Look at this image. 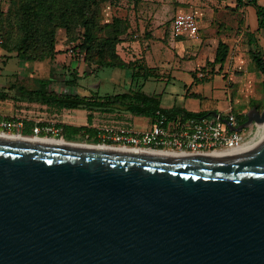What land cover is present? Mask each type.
<instances>
[{
  "label": "water",
  "instance_id": "1",
  "mask_svg": "<svg viewBox=\"0 0 264 264\" xmlns=\"http://www.w3.org/2000/svg\"><path fill=\"white\" fill-rule=\"evenodd\" d=\"M246 117L238 131L264 109ZM0 264H264V141L180 153L0 133Z\"/></svg>",
  "mask_w": 264,
  "mask_h": 264
},
{
  "label": "rangeland",
  "instance_id": "2",
  "mask_svg": "<svg viewBox=\"0 0 264 264\" xmlns=\"http://www.w3.org/2000/svg\"><path fill=\"white\" fill-rule=\"evenodd\" d=\"M259 4L264 5V0H259ZM6 7L7 0H0V10H5ZM181 9L193 13L197 11L202 20L210 13L213 14L214 19L211 22L215 32L212 36L213 38L216 35H220L221 38L223 36L222 39L226 41L224 43L229 47L222 74L217 73V67L210 70L206 66V62L213 58L217 49L214 43L205 45L201 43L198 46L199 40L187 39L181 44L194 47L184 53L178 48L173 50L166 44L165 39L173 15ZM97 15L100 23L111 22L115 17L126 24L127 31L119 37L121 42L116 46V53L126 63L138 60L153 70L155 78L139 84H143L142 89L145 93L158 96L159 105L164 110L185 108L194 112H215L225 115L232 111L236 114L244 112L247 115L252 109L258 112L264 109V92L260 87L262 77L251 71L250 59L245 50L247 39L241 35L257 27L256 13L251 5L241 9L236 7V0H110L99 4ZM79 32L80 29H77L74 35L77 36ZM259 41L264 49V39L261 38ZM147 42L150 46H145ZM77 43L78 40H69L64 30H58L56 50L59 54L56 60L50 63L45 61L24 63L0 50V92L15 73L32 81L49 76L54 80L52 89L62 94L76 91L79 96H89L91 92H97L103 96L127 91L131 86L129 72L110 68L98 71L93 66L82 65V56L76 53ZM173 52L178 56L176 54L173 56ZM240 56V59L236 58ZM73 71L79 77L77 86H64L63 80L71 78ZM204 78L208 80H203ZM3 90L8 93L5 88ZM191 93L199 94V98L189 97ZM8 94L13 95L10 92ZM40 108L35 104L14 103L9 99L0 100V115L22 118L25 116L27 117L25 120L30 119L28 123L31 124L34 121L76 125L84 122L83 110H61L58 114L54 109ZM55 114L57 116H54ZM150 125L149 118L133 116L127 112L120 115H102L101 119L99 117L95 121V128L103 126L142 131L148 129ZM31 128L22 129L20 133L30 137ZM257 130H260L259 127H256L252 134ZM61 140L85 145H96L100 142L87 136H78L72 141Z\"/></svg>",
  "mask_w": 264,
  "mask_h": 264
},
{
  "label": "trees",
  "instance_id": "3",
  "mask_svg": "<svg viewBox=\"0 0 264 264\" xmlns=\"http://www.w3.org/2000/svg\"><path fill=\"white\" fill-rule=\"evenodd\" d=\"M106 1L110 0H7L6 9L0 10V50L28 64L53 62L59 54L56 50V34L62 29L69 40H78L75 48L76 53L82 56V65L93 66L98 71L110 68L129 72L131 86L127 91L103 96L98 95L97 92H91L89 96L64 95L52 89L54 80L49 76L32 81L15 73L12 79L2 87L0 100L9 99L14 103L35 104L40 106V109L44 107L49 110L54 109L58 114L61 110H83L86 113L88 126H91L99 117L101 119L102 115H120L124 112L149 118L150 121H153L157 111L164 114L169 121L177 116L186 119L217 114L203 111L191 112L183 108L166 111L160 107L157 95L143 91V84L139 83L155 78L153 70L138 60L126 63L116 53V46L121 42L119 37L125 34L127 27L123 21L115 17L111 22L100 23L97 7ZM247 5H251L255 10L257 27L241 35L247 39L245 50L250 59L251 71L261 75L260 87L264 92V50L259 43L260 38L264 39V5L259 4V0L245 2L236 0L238 8ZM194 15L199 25V17H197L199 14L194 12ZM241 23L242 20L239 21V25ZM77 29H80V32L75 36ZM228 53V45L220 41L213 58L206 62V66L210 70L217 67V73L222 74ZM78 81V74L73 71L72 77L64 79L62 84L66 87H76ZM4 88L13 95L5 93ZM189 97L199 98V94L191 93ZM231 113L235 115L239 125L245 123L246 114H236L232 111ZM171 116L174 118H170ZM25 118L27 117L24 116L23 119ZM28 121L30 119L24 121L23 129L25 130L31 128L32 124ZM58 126L62 127L66 141H72L78 136L96 139L95 128L61 123H58Z\"/></svg>",
  "mask_w": 264,
  "mask_h": 264
},
{
  "label": "built area",
  "instance_id": "4",
  "mask_svg": "<svg viewBox=\"0 0 264 264\" xmlns=\"http://www.w3.org/2000/svg\"><path fill=\"white\" fill-rule=\"evenodd\" d=\"M242 2L248 0H240ZM198 35V22L193 12L176 13L172 20L169 33V46H173L180 37L191 39ZM151 125L146 130L126 128L96 127L100 142L96 146L123 149L152 150L180 153H204L226 149L243 142L250 134L238 131L240 126L231 112L207 117L186 118L176 117L169 121L157 111ZM24 128L22 117L0 115V132L22 135ZM30 137L64 139L62 127L53 121H34ZM258 138V133L251 134ZM57 137V138H56Z\"/></svg>",
  "mask_w": 264,
  "mask_h": 264
},
{
  "label": "crops",
  "instance_id": "5",
  "mask_svg": "<svg viewBox=\"0 0 264 264\" xmlns=\"http://www.w3.org/2000/svg\"><path fill=\"white\" fill-rule=\"evenodd\" d=\"M234 5V4H233ZM235 6V5H234ZM241 9H246V7H241ZM179 12H190V11H187V10H185V9H181L180 11H177L176 13H179ZM175 13V14H176ZM195 13L196 14H198V12L197 11H195ZM236 13H238V12H236ZM174 14V15H175ZM173 15V16H174ZM197 17H199V25H198V27H199V31H198V35H197V37L196 38H194V40L195 39H197V40H199L198 41V46H200V44L201 43H203V45H205V44H207V43H211V44H213L214 43V46H215V49L217 48V45H218V43L221 41V42H226L225 40H223L222 38H223V36H222V38L220 37V35H216V37L215 38H213V33L215 32L214 31V29H213V22H211V21H213V14L212 13H210L208 16H205L204 17V20L206 21H204V20H202V18H200V15L198 16L197 15ZM170 26H171V23H170ZM170 26H169V31H168V34H167V37H166V44L169 46V41H168V37H169V33H170ZM187 39H191V38H189L188 36H182V37H180L179 38V40L172 46V48H173V50H175V48H178V50L181 52V53H184L186 50H189L191 47H194L193 45H187V46H185V45H182L181 43L182 42H185L184 40H187ZM261 39V38H260ZM259 39V40H260ZM259 43H260V45H261V41H259ZM146 45H149L148 44V42L147 43H145V46ZM150 46V45H149ZM262 46V45H261ZM169 47H171V46H169ZM264 50V49H263ZM158 51L160 52L161 50L160 49H158ZM177 55V53H174L173 52V56L174 55ZM178 56V55H177ZM237 59H240L241 58V56L240 57H236ZM232 63V61H230V64ZM249 64V63H248ZM232 65V64H231ZM230 65V66H231ZM225 66V65H224ZM248 67V66H247ZM229 72V71H228ZM183 109H185V108H183ZM185 110H187V109H185ZM187 111H189V110H187ZM191 112H194V111H191ZM241 113H244V112H241ZM244 115H245V113H244ZM178 117V116H177ZM176 118V117H175ZM174 118V119H175ZM247 118V117H246ZM84 122L83 123H80V125H76V124H70V123H61V124H68V125H73V126H86V127H91V128H95V122H93L92 123V125L91 126H88L87 125V122H86V113H85V111H84ZM246 122V121H245ZM33 125V124H32ZM31 125V126H32ZM257 126H251L250 128H248L246 131H245V129L243 130L244 132H245V134H252L253 133V130L256 128ZM95 130L97 131V129L95 128ZM261 130H257L256 131V133H258L259 134V132H260ZM98 132V131H97ZM96 137H97V134H96Z\"/></svg>",
  "mask_w": 264,
  "mask_h": 264
},
{
  "label": "bare ground",
  "instance_id": "6",
  "mask_svg": "<svg viewBox=\"0 0 264 264\" xmlns=\"http://www.w3.org/2000/svg\"><path fill=\"white\" fill-rule=\"evenodd\" d=\"M259 129L261 130L260 131V135H259V139H261V140H263L264 141V124L261 126V127H259ZM1 133V132H0ZM1 134H5V133H1ZM5 135H11V134H5ZM13 136H17V135H13ZM20 137H22V136H20ZM28 138H36V139H44V140H52V141H60L61 139H52V138H38V137H28ZM61 142H63L62 140H61ZM69 143H71V142H69ZM77 144H79V143H77ZM94 146H96V145H94ZM102 147H105V146H102ZM110 148H113V147H110Z\"/></svg>",
  "mask_w": 264,
  "mask_h": 264
}]
</instances>
